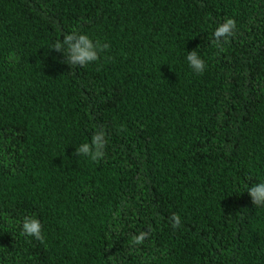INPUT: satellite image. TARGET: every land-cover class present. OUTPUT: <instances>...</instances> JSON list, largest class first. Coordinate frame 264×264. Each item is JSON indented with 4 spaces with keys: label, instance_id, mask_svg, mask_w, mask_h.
Listing matches in <instances>:
<instances>
[{
    "label": "trees",
    "instance_id": "obj_1",
    "mask_svg": "<svg viewBox=\"0 0 264 264\" xmlns=\"http://www.w3.org/2000/svg\"><path fill=\"white\" fill-rule=\"evenodd\" d=\"M73 29L109 48L68 65ZM261 181L264 0H0V264H264Z\"/></svg>",
    "mask_w": 264,
    "mask_h": 264
},
{
    "label": "clouds",
    "instance_id": "obj_2",
    "mask_svg": "<svg viewBox=\"0 0 264 264\" xmlns=\"http://www.w3.org/2000/svg\"><path fill=\"white\" fill-rule=\"evenodd\" d=\"M235 29L236 21L232 18L225 19L214 30L211 43L223 51V44H226L229 38L234 35ZM108 48L109 44L101 43L99 40L93 41L87 34L79 33L76 29H73L70 33L64 34L62 40H57L51 49L62 52L65 57L64 62L68 65L83 67L100 59V54ZM14 56V53L10 54L9 59H13ZM186 60L196 73H203L206 65L197 50L188 52ZM106 144L105 132L103 127H100L99 130L93 133L90 142H84L76 148L75 154L77 156H87L92 161L97 162L103 157ZM247 193L251 197L253 206L264 207V181L249 187ZM170 220L173 228L180 226L181 220L178 214L173 213ZM21 227L22 234L43 242L42 225L35 216H25ZM146 236L147 233L141 232L139 235L132 237V243L134 245L140 244Z\"/></svg>",
    "mask_w": 264,
    "mask_h": 264
}]
</instances>
